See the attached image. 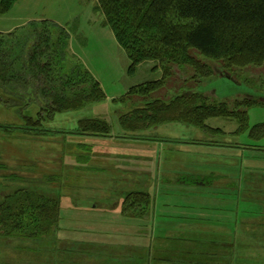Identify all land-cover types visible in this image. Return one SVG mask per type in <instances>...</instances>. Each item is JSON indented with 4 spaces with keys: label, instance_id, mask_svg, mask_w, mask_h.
Here are the masks:
<instances>
[{
    "label": "rangeland",
    "instance_id": "1",
    "mask_svg": "<svg viewBox=\"0 0 264 264\" xmlns=\"http://www.w3.org/2000/svg\"><path fill=\"white\" fill-rule=\"evenodd\" d=\"M83 4L86 7L78 8L76 20L63 25L74 55H68V62L73 65L75 61L71 59H78L99 82L105 99L77 111L56 114L35 131L25 129L28 123L17 111L0 103V200L8 193L26 188L56 194L60 196V228L74 226V221L95 220L108 222L110 232L123 235V230L134 229L132 226L146 230L152 247L180 248L184 256L193 249L192 253L205 252L212 242L215 246L219 239L214 235L222 231H228L234 239V232L243 230L244 237L240 235L239 241L245 248L261 247L264 244V135L259 134L257 126L264 125V106L249 108L247 129L240 133L236 132L237 123L228 118L207 121L210 127L222 129L218 133L181 123L125 132L116 112L127 113L157 98L167 100L173 93H180V87L192 89L210 103L222 101L232 106L236 100L251 98L264 103V61L246 57L238 63L227 57L205 58L190 50L202 70L191 65L179 68L166 61L171 75L164 79L166 86L158 88L159 84L155 87L152 83L163 77L161 59L144 60L129 72L130 61L124 49L117 43L112 29L104 24L103 15L94 11L97 0H83ZM38 13L33 17H47ZM167 20L176 24L173 15ZM155 33L142 31L138 37L154 41ZM164 57L168 56L160 55ZM206 72L209 76L202 77ZM129 90L133 95L124 96L120 103L113 101ZM37 111L35 106H30L28 114L34 117ZM85 118L104 119L110 125V136L76 135L78 121ZM167 142L190 145L181 149L162 148ZM205 143L221 144L225 149L208 147ZM198 172L201 179L184 186L162 182L167 176ZM214 172L237 179L238 191L211 188L209 173ZM49 180L53 182L48 183ZM182 188L189 191L187 195L180 194ZM129 192H145L152 199L148 217L129 216L139 213L135 208L123 211V200ZM257 218L260 237L254 233L250 236L246 231H251ZM121 235L117 238L121 239ZM40 245L17 238H0V264L60 263L55 253V246H61L58 242L51 240L45 246ZM208 249L218 254L221 251ZM211 262L222 264L221 260Z\"/></svg>",
    "mask_w": 264,
    "mask_h": 264
},
{
    "label": "trees",
    "instance_id": "2",
    "mask_svg": "<svg viewBox=\"0 0 264 264\" xmlns=\"http://www.w3.org/2000/svg\"><path fill=\"white\" fill-rule=\"evenodd\" d=\"M16 2L0 0V16L7 14ZM97 2L94 11L103 15L104 24L112 29L117 43L124 49L130 61L129 72L144 60L161 59L163 77L152 83L155 87L157 84L158 88L165 87L164 79L171 75L166 61L179 68L191 65L202 70L190 50L205 58L227 57L238 63L246 57L264 61V0ZM169 15H173L176 24L167 20ZM142 31L149 34L156 31L158 35L155 33L154 41H149L138 37ZM69 41L66 26L49 19L33 20L11 32L0 33V103L17 111L28 123L25 129L29 131L51 121L56 114L77 111L105 99L99 82L80 61L74 57L71 60L75 64L68 62V55H73ZM163 54L168 57L160 58ZM208 76L206 72L202 77ZM182 89L178 88L180 93H173L167 100L157 98L127 113L117 111L120 126L132 133L162 124L181 123L218 133L222 130L210 127L207 121L228 118L237 123L236 132L240 133L247 129L249 108L264 106L253 98L236 100L232 106L222 101L210 103L192 89ZM133 93L129 90L121 99L113 101L120 103L124 96ZM30 106L38 110L34 117L28 114ZM257 127L263 136L264 125ZM110 133V125L104 119L78 121L76 135L107 138ZM123 203L124 212L127 208L139 211L129 216L150 215L149 205L152 210V199L145 192H129ZM59 220V195L26 188L8 193L0 200V238L39 242L40 247L51 240L57 243L59 233L64 230L59 227ZM74 227L76 224L70 225V229Z\"/></svg>",
    "mask_w": 264,
    "mask_h": 264
},
{
    "label": "crops",
    "instance_id": "3",
    "mask_svg": "<svg viewBox=\"0 0 264 264\" xmlns=\"http://www.w3.org/2000/svg\"><path fill=\"white\" fill-rule=\"evenodd\" d=\"M82 6L86 7L83 0H17L7 14L0 16V33H8L30 21L40 20L33 17L35 14H39L38 12L43 17L47 16L45 19L50 18L49 20L63 26L77 18V14L80 12L78 8H82ZM186 145L190 144L167 142V145H163L162 148L166 146L181 149ZM205 145L217 148L225 147L221 144L205 143ZM217 174L218 172L209 173L212 179L210 181L211 188L223 191L227 187L238 191L237 179ZM201 177L199 172L196 174L178 173L170 177L167 176L162 182L184 186L191 183V180H200ZM182 189L179 190L180 194L187 195L189 191ZM214 195L217 199V194ZM255 221L258 223L253 222L251 231L246 232L250 236H253L251 234L254 233L260 237V233H258L260 219L257 218ZM74 222L77 227L70 229L69 225L63 227V232L59 233L58 244L61 246H55V253L60 258L59 264H219L211 262L214 260H221L222 264H264V244L258 248L249 246L252 250H248V247L245 248L243 242L239 241L240 235H243L241 238L244 237L243 230L235 231L234 239L231 238L228 231L214 235L219 241L214 242L215 246H212L213 242L207 246L221 250L220 254L206 247L205 252L192 253L193 249V251L188 250L189 252L185 253L187 256H184L182 255L184 252L180 248L164 245L152 247L149 244V234L145 229L137 230L136 227L130 226L134 229L123 230V236L120 233L110 232L109 230L112 228L107 225L108 222L95 220L88 221L87 224L79 221ZM118 235H121L122 240L117 238Z\"/></svg>",
    "mask_w": 264,
    "mask_h": 264
},
{
    "label": "water",
    "instance_id": "4",
    "mask_svg": "<svg viewBox=\"0 0 264 264\" xmlns=\"http://www.w3.org/2000/svg\"><path fill=\"white\" fill-rule=\"evenodd\" d=\"M226 78H229V77H226Z\"/></svg>",
    "mask_w": 264,
    "mask_h": 264
}]
</instances>
